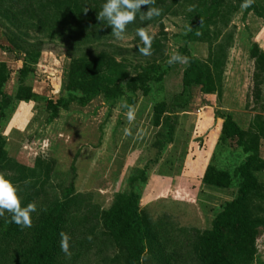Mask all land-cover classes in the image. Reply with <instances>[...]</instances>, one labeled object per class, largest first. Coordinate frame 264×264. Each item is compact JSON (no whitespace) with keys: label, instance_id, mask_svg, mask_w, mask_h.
<instances>
[{"label":"trees","instance_id":"obj_1","mask_svg":"<svg viewBox=\"0 0 264 264\" xmlns=\"http://www.w3.org/2000/svg\"><path fill=\"white\" fill-rule=\"evenodd\" d=\"M178 1L154 0L149 6L159 8L160 15L140 20L138 13L137 18L126 26L125 32L136 33L139 27L147 29L149 25L161 22L163 11L170 12V2L176 5ZM103 2L104 0H0V18H5L15 26L19 38H22L9 40L13 48L2 47L4 51L16 52L15 60L22 61V67L17 72L15 91L10 95L5 88L12 72L6 62H0V123L7 117L8 110L22 102L36 104L46 115L45 125L57 121L61 111L69 110L73 104L85 108L97 98L104 99L112 106L123 104L121 111L124 112L152 93L151 84L163 81L168 69L160 71L154 65L140 66L137 72L129 74L111 53L100 51L92 57L71 58L63 81V96L58 100L54 101L34 92L33 77L41 57L37 48L42 42L38 41L37 45L29 44L28 49H25L20 41L27 43L25 37L35 33L49 38H67L74 46L79 47L100 45L104 39L113 36L111 26L106 21L97 19V12ZM235 2L240 4L242 0H198L191 10V27L185 37L187 45L206 38L211 43L210 56L207 61H201L191 54L188 46L179 50L178 56L185 57L188 63L183 74V91L174 96L172 106L165 101L153 105L152 125L156 129L164 125L166 133H157L152 143V148L157 151L156 158L136 171L137 176L129 180L130 185L137 178L146 183L148 170L159 164L164 151L173 143L176 112L185 110L189 104L186 92L193 86H200L204 94H211L220 85V76L233 36L228 33V41L221 42L222 45L218 46H213L216 41L212 38L215 37L217 41L226 38L223 31L230 24ZM253 3L248 7L249 11L252 10ZM147 7L142 5L141 11H146ZM258 13L262 14L260 11ZM160 28L159 35L151 39L149 51L157 55L163 54L165 50L166 33L163 23ZM142 47L143 44L138 48ZM250 57L255 61V100H260L264 85V51L253 45ZM218 117L223 120L217 144L219 151L238 149L244 158L230 171L217 166L215 155L205 170L202 184L225 190L236 186L237 192L216 213L210 229L195 230L192 235L185 229H176L170 223L159 222L154 228L141 210L140 196L134 192L118 194L107 210L99 209L94 214L89 211L87 215H80L78 212L83 206V200L76 191L77 171L74 163L68 174L56 170L54 158L47 163L39 158L35 167H28L9 155L7 139L0 134V173L17 187H24L18 193L22 205L31 202L36 206V212L31 214V227L21 228L11 223L8 213L0 216V241L7 246L8 252L10 249L11 263L68 264L71 260L82 258L83 254L77 247H81L83 243L78 236H84V226L94 222L101 226L112 242L119 264H143L146 253L152 251L154 242L157 241V249L161 241L168 246L175 244L178 249L193 255L199 264H255L259 257L258 240L264 231V182L260 179V175L264 173V158L260 155V146L264 143V116L257 115L248 129H243L230 114L217 115ZM69 174H72L71 179L68 178ZM60 177L64 179L59 180L63 184L61 199L49 205L48 202L36 205L45 186ZM60 232L70 237L69 255L60 250ZM176 232L179 233L177 236L182 237L179 245L177 236L174 235ZM164 243L162 245L166 248ZM165 252L166 249L161 251ZM181 259L179 256L178 261ZM176 260L174 253L166 256L167 264Z\"/></svg>","mask_w":264,"mask_h":264},{"label":"rangeland","instance_id":"obj_2","mask_svg":"<svg viewBox=\"0 0 264 264\" xmlns=\"http://www.w3.org/2000/svg\"><path fill=\"white\" fill-rule=\"evenodd\" d=\"M197 2L179 0L176 5L170 2V12L163 11L161 22L148 26L146 33L152 39L161 32L160 25H164L166 41L161 55L153 52L141 54L138 47L143 43L135 32H125L122 40L111 36L100 45L80 47L74 46L67 38H49L35 33L23 38L27 43L20 41L25 49H28L29 44L42 42L37 48L41 57L36 65L33 88L39 95L54 101L63 96L65 73L74 57H92L100 51H108L129 74L137 72L140 66L154 65L160 71L168 69L161 83L151 84L152 93L141 98L140 105L132 107L131 120L127 118L128 110L121 111L123 104L112 106L101 100L83 110L74 106L72 111H63L62 116L53 124L55 128L48 131L46 115L36 104L30 103V106L22 110L27 115L30 113L32 131L20 138L10 136L11 141H15L9 143L10 155L25 159L31 168L35 167L39 158L46 163L54 158L56 170L67 174L74 163L77 171L76 191L83 200V206L78 212L80 215H87L89 211L94 214L99 209L107 210L118 194L134 192L140 196L141 210L154 228L159 222L170 223L176 229H185L192 235L195 230L210 229L216 213L235 197L236 186L227 190L204 186L201 176L215 155L217 166L230 171L244 158L238 149L219 151L217 144L223 120L217 118V115H232L243 129H248L257 115L264 116V85L263 95L256 101L253 82L255 61L250 57L253 45L264 51V0H254L251 11L248 7L241 8V3L235 2L230 24L223 31L226 38L219 41L212 38L216 41L213 46H218L228 41V33L233 36L220 76V85L211 94H204L200 86H193L186 92L189 104L185 110L176 112L173 143L164 151L159 164L148 170L146 183L140 178L133 185L129 183L131 178L137 176V170L143 169L156 158L157 151L152 148V143L157 133H166L164 125L159 129L152 125L153 105L165 101L172 106L174 96L183 91L182 81L187 60L181 57V60L169 63L170 58L178 55L179 50L186 46L201 61H207L210 56L211 43L206 38L192 41L188 45L185 40L191 27V10ZM258 11L262 14L259 15ZM0 21V62H6L14 73L6 87V92L13 94L22 61L15 60L16 52L4 51L2 47L13 48L9 40L22 38H19L16 27L5 18H0ZM220 28L223 29L221 25ZM15 111L16 108L7 111V117L0 123V134L8 133L9 120ZM52 131L55 133L52 134ZM260 155L264 158V143L260 146ZM68 178L71 179L72 174ZM260 179L264 182V173ZM59 180L64 179H53L45 186L36 205L41 206L44 202L49 205L61 199L63 184ZM17 188L18 193L24 189L22 186ZM166 228L169 230V226L166 225ZM82 233L85 235H79L78 238L83 245L77 249L83 256L68 264H119L114 246L100 225L90 222L84 226ZM178 234L174 233L175 237ZM181 239V235L177 236V245ZM162 243H159L157 249L158 241L154 242L143 264H167L166 256L173 253L177 260L171 264H199L193 255L178 249L175 244L168 246L164 243V248ZM163 249H166V255L161 253ZM258 250L259 257L255 264H264V231L258 240ZM179 256L181 261H178ZM10 257V249L8 252L7 246L0 241V264H12Z\"/></svg>","mask_w":264,"mask_h":264},{"label":"clouds","instance_id":"obj_3","mask_svg":"<svg viewBox=\"0 0 264 264\" xmlns=\"http://www.w3.org/2000/svg\"><path fill=\"white\" fill-rule=\"evenodd\" d=\"M154 0H104L101 9L97 12V19L106 21L108 26L112 28V35L117 39H124L125 29L128 24L137 18L140 13L139 19H151L153 16L160 15V9L157 7H150ZM252 0H242L241 8H247L251 5ZM142 5H147L146 11H141ZM87 11V10H86ZM136 35L140 38L144 47L139 48L141 54L147 55L150 51L151 38L146 33L144 27L136 29ZM182 58L178 55H173L169 63ZM133 117V109L129 108L127 118L131 120ZM36 212L34 203H27L22 205L21 197L18 195L17 186L3 173H0V216L5 213L10 215V222L15 223L21 228L31 227V214ZM60 250L69 255V240L70 237L60 232Z\"/></svg>","mask_w":264,"mask_h":264},{"label":"crops","instance_id":"obj_4","mask_svg":"<svg viewBox=\"0 0 264 264\" xmlns=\"http://www.w3.org/2000/svg\"><path fill=\"white\" fill-rule=\"evenodd\" d=\"M1 62H4V61H1ZM12 74H14V73H12ZM5 91H6V88H5ZM34 92L37 93V94H40L38 91H36V89H34ZM10 95H12V94H10ZM101 100H104V99L97 98L91 104H89L87 107H89L90 105L92 106L93 104L96 103V101H99L100 102ZM140 103L141 102H138L137 105H140ZM28 106H30L28 103H23L22 102V103H16L11 108V111H13L14 108H16L17 111L14 112L13 117H11V119L9 120L10 121V124H9L8 127H10V129H8V133H6L5 135H3L7 139V149H8L9 155L11 154L10 153V150L8 148L9 143L10 142H12V143L15 142V141H11V137L10 136L13 135L14 137H17L18 136L20 138L21 136H24V135L27 136L32 131V127H31L30 121H29V118H30V115L29 114L30 113L27 115V114H25V113L22 112V110L25 109V107H28ZM74 106H77V105L76 104H73L68 111L74 110ZM78 107H80V106H78ZM80 109L83 110L84 108L80 107ZM62 112L63 111H61L60 117L62 116ZM55 122H57V121H55ZM55 122H53L52 124L49 125L48 131H50L51 129L55 128L56 125H53V124H55ZM1 130H3V129H1ZM52 132H53L52 134L55 133L54 131H52ZM10 156L12 157V155H10ZM12 158H14V157H12ZM14 159L18 160L19 162H21L22 164H24V165H26L28 167H32V166L29 165V163L25 159H22L20 157H15ZM206 168L204 170H206ZM204 173H205V171L202 172L201 179L203 178Z\"/></svg>","mask_w":264,"mask_h":264}]
</instances>
